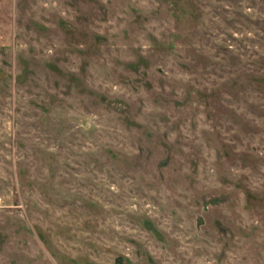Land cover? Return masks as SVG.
<instances>
[{
	"label": "rangeland",
	"instance_id": "obj_1",
	"mask_svg": "<svg viewBox=\"0 0 264 264\" xmlns=\"http://www.w3.org/2000/svg\"><path fill=\"white\" fill-rule=\"evenodd\" d=\"M0 264H264V0H0Z\"/></svg>",
	"mask_w": 264,
	"mask_h": 264
}]
</instances>
